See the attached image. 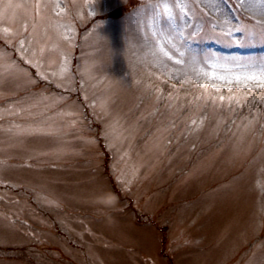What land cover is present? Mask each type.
Segmentation results:
<instances>
[{
    "label": "rangeland",
    "instance_id": "374dc122",
    "mask_svg": "<svg viewBox=\"0 0 264 264\" xmlns=\"http://www.w3.org/2000/svg\"><path fill=\"white\" fill-rule=\"evenodd\" d=\"M42 2L58 4L65 11L49 8L45 15L50 22L38 29L35 41L29 21L30 53H37L51 75L59 72L64 62L61 50L67 52L72 45L70 72L65 78L70 76L74 81L73 90L65 92L44 80L30 85L21 76L0 82V108L26 101L47 87L50 93L69 96L70 100L45 115L67 123L82 117H57L56 113H82L87 117L83 135L97 136L102 133L103 122L109 120L119 121L117 134L123 128L134 131L121 142L122 151L115 153L105 146L102 135L99 154L84 147L74 135L64 137L76 149L66 155L55 154L57 142L50 137L28 138V148L37 150L31 154L15 147L0 150V264H39L36 253L48 251L61 252L63 264H248L253 253L259 261L264 256V228L259 227L264 220V160L260 159L264 142L259 125L254 134L243 131L250 106L233 105L232 112L227 106L215 111L185 107L192 105L196 90L171 80L155 64L146 68L138 59L147 55L155 40L153 31L167 34L169 23L161 19H167L163 5L175 0H93L96 16L87 15L89 0ZM153 2L161 5L155 10L154 24L151 11L138 23L129 21L133 8ZM224 2L229 11L236 4V0ZM232 16L244 19L240 12L233 11ZM100 20L98 36L85 40L93 23ZM4 27L23 35L19 22L0 23V28ZM190 43L201 53L264 57L261 41L240 46L197 38ZM4 47L35 79L36 69L0 39V48ZM86 60L95 61L96 68L93 78L84 76L81 85ZM157 87L163 91L160 99L156 98ZM169 92L178 97L171 103L179 107H169ZM93 104L100 119L93 115ZM102 104L107 113L102 111ZM189 117L197 119V125H192ZM200 119L204 120L202 125ZM27 120L26 116L9 117L0 120V126L7 128L9 121ZM6 141L7 134L0 131V145ZM114 164L129 173L134 166L144 165L131 193L116 185ZM99 176L116 185L113 194L117 204L111 212L73 198ZM37 192L63 200V206L57 209L38 202ZM60 219L67 229L60 225ZM33 232L40 235L43 244L33 239ZM49 259L50 264H59L56 258Z\"/></svg>",
    "mask_w": 264,
    "mask_h": 264
},
{
    "label": "snow or ice",
    "instance_id": "6c2138e0",
    "mask_svg": "<svg viewBox=\"0 0 264 264\" xmlns=\"http://www.w3.org/2000/svg\"><path fill=\"white\" fill-rule=\"evenodd\" d=\"M95 5L93 0H89L87 15H97ZM51 7L59 8L61 13L65 11L58 4L52 5L42 2V0L33 3L0 0V23L12 25L19 22L23 27V35L11 27L0 28V39H3L5 45H11L19 52L23 61L36 69V78L33 79L31 74L20 67L19 63L9 55L6 47L0 48V82L15 80L23 76L30 85L37 84L38 80H44L58 89H64L65 92L73 90L74 81L70 76L65 78V74L70 72L68 54L72 45L67 52L61 50L64 55V62L59 72H52L51 75L44 70L41 59L37 58V53L34 51L30 53L28 43L29 21H31L32 28L31 39L35 41L38 29L45 22H50V17L45 13ZM160 7L161 5L154 2L147 6L139 5L129 12L128 19L138 23L141 17L147 16L151 11L154 24L155 10ZM174 9H178V11H174ZM233 11L240 12L244 19L233 17ZM163 12L167 14V19L164 21L161 17L162 22L169 23V27L165 30L167 34L161 35L153 31L152 37H155V40H153L147 55L138 57L139 61L146 68L155 64L164 69L171 80L180 85H189L194 88L197 94L193 95V103L185 107L203 110L210 107L215 111L217 108L223 110L227 106L228 111L232 112L233 105L240 108L245 105L250 106L249 116L242 123L243 131L245 134H254L257 125H259L261 140L264 142V57L221 56L211 51L201 53L194 50L190 43L197 38L215 40L226 44L235 43L240 46L256 41L264 42V0H236L231 11L226 7L224 0H175L174 4H164ZM80 15L83 18V12ZM102 23V20L95 21L91 32L85 36V40H88L89 36H98ZM98 39L102 38L98 37ZM39 51L43 53L44 48L41 47ZM170 64L171 70L168 71ZM95 68V61H85L81 70V85L84 82V76H88L89 79L93 78ZM172 87L174 91L177 90L176 83ZM156 92L158 93L156 98L160 99L163 96V91L157 87ZM177 99L178 97L174 95V92H169L167 95L169 107L174 109L179 107L171 103ZM69 100V96L55 92L50 93L46 87L41 92L34 94L33 97L26 98V101L0 108V120L18 116L28 118L26 123L9 121L7 128L0 126V131H4L8 136V141L5 142L6 146L0 145V150L6 151L8 148L15 147L31 154L37 150L28 148V138L50 137L57 142L55 154L58 156L66 155L76 151V149L65 141L64 137L74 135L84 147L95 150L99 154L100 135H102L104 144L109 150L114 153L118 149L122 151L121 142L127 140L134 129L123 128L117 134V130L121 127L118 120L104 121L102 133L97 136H85L83 132L87 117L83 116L82 113L63 110L57 112V117L77 115L82 117L81 120H72L67 123L53 116L45 115L56 109L58 105L68 104ZM197 101L199 103H196ZM69 106L73 107V105ZM91 107L93 108V115L100 119L95 111L96 105L93 104ZM101 109L107 113L106 105L102 104ZM253 110L254 114H252ZM189 119H191L192 125H197V119L191 117ZM203 123L204 120L200 119L199 124L202 125ZM173 127H175L174 122ZM160 131L163 130L158 129V132ZM167 143L170 144L171 139H168ZM39 155H47V153H39ZM29 158L32 156L30 155ZM260 159L264 160V150L260 153ZM2 163L0 162V164ZM142 167H144L143 164L134 166L129 173L115 164L113 165V177L121 191L126 194L132 192L134 183L140 179L139 169ZM116 185L110 179L106 180L99 176L91 181L90 187L86 191L75 193L73 198L78 199L82 204L98 209L103 208L111 212L117 204V197L113 194ZM12 187H16V185H12ZM43 187V185L39 186L41 190ZM37 201L57 209L63 206V200L49 198L47 195H41L40 192H37ZM15 222V220L9 221L13 224ZM59 223L67 229V224L63 219H60ZM259 227L264 228V220L261 221ZM32 237L39 243H44L39 234L33 232ZM64 254L71 255L68 250H64ZM90 254H92L91 250ZM36 255L39 258V264H50L49 258L53 257L59 261V264H63L61 252H37ZM94 264L97 262L94 261ZM248 264H264V256L257 261L255 253H253Z\"/></svg>",
    "mask_w": 264,
    "mask_h": 264
}]
</instances>
